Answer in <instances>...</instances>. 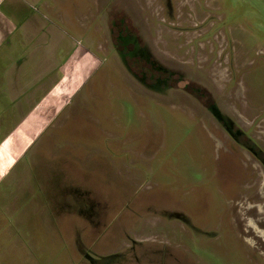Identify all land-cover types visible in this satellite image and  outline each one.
Here are the masks:
<instances>
[{"label": "rangeland", "instance_id": "1", "mask_svg": "<svg viewBox=\"0 0 264 264\" xmlns=\"http://www.w3.org/2000/svg\"><path fill=\"white\" fill-rule=\"evenodd\" d=\"M89 1L45 12L62 34L50 46L76 53L64 97L21 119L0 69V264H264V0H113L176 79L159 90L94 52ZM249 207L246 238L236 218Z\"/></svg>", "mask_w": 264, "mask_h": 264}, {"label": "crops", "instance_id": "2", "mask_svg": "<svg viewBox=\"0 0 264 264\" xmlns=\"http://www.w3.org/2000/svg\"><path fill=\"white\" fill-rule=\"evenodd\" d=\"M61 2L62 0H51V3L46 0H0V69L4 70L3 79L10 76L8 79L16 86V94L12 96L10 103L16 108L21 119L30 116V110L26 112L28 105L38 100L46 103V96H52L55 100L58 96L64 97V86H60L61 79L70 70V66L73 68L72 62L76 53L67 54L64 58L63 50L59 53L57 46H50V34L56 38H62V34L52 22L47 23L45 18V12L52 14L55 6ZM35 6L39 8L36 9ZM39 9H42L43 13ZM18 16L21 17L17 20ZM89 16L90 14L84 16L85 21H89ZM55 17L63 20L60 13L55 12ZM18 46L20 52L15 60V49ZM30 62L33 64V70H27V64ZM70 62L71 65L68 66ZM50 64L55 66L44 72ZM57 72H60V80L53 76ZM48 85L60 87L47 89ZM13 128L4 135L8 137L13 134ZM10 147L9 144L7 148Z\"/></svg>", "mask_w": 264, "mask_h": 264}, {"label": "flooded vegetation", "instance_id": "3", "mask_svg": "<svg viewBox=\"0 0 264 264\" xmlns=\"http://www.w3.org/2000/svg\"><path fill=\"white\" fill-rule=\"evenodd\" d=\"M112 1L113 0H105L104 3H102L101 0H93L91 2L94 5V10L90 12V19L89 24L87 25V29L89 28V33L91 32V34H93L95 38L93 47L94 52L95 50L97 51V53L101 52L99 50L101 49L106 52L105 56H116L117 59H119V62L117 63V60H114V62L116 63H113V65L116 67H119V65H121L123 70L125 72L128 71L130 75L132 74L137 82L157 87V85L155 84H158V82L160 84L161 82H163V80H166L167 86H159L158 84V90L160 88L173 89L177 85L176 79H174L173 77L169 79L168 77L161 76V69L159 68L158 63H156L157 61L155 62L156 58L154 59L153 57H151L150 52L146 48V45L144 46L140 36L134 30H131L129 28V26L127 25V17L125 13L121 9L118 10L115 8L117 6L116 2L118 0L115 1V3H112ZM111 16H114L113 19L111 18ZM97 27H100L103 31L105 42V44H103L104 46H97L96 44L97 38H100L99 35L98 37L96 35ZM94 54L96 55V53ZM97 65L103 67V65H110V63L108 64L104 57V60L102 59L101 62L99 61ZM215 84L218 86L219 82L215 81ZM184 91L194 99V102H192L194 105L197 104L202 107L204 109V112L210 111L214 119L219 122L222 114L219 110L215 109L214 104L210 102L209 99H207V94L203 93L199 88L195 86L191 87L190 85H187ZM188 102H190V100ZM249 151L251 152L250 147ZM252 155L253 157L256 156V154L254 155V153H252ZM75 190L77 192L80 191L78 189ZM254 209L255 207H249L244 211V213L236 218L237 227L243 229L245 228L244 235L246 238L250 237L251 235L258 236L256 232L258 228L257 224L252 221H250L248 225L245 224L249 219L248 217H250L252 215V212L255 211ZM262 209H264V207ZM261 211L263 210H259V215H264V212ZM263 220L264 218L258 224L259 227L262 226ZM251 224L253 228L249 226Z\"/></svg>", "mask_w": 264, "mask_h": 264}, {"label": "bare ground", "instance_id": "4", "mask_svg": "<svg viewBox=\"0 0 264 264\" xmlns=\"http://www.w3.org/2000/svg\"><path fill=\"white\" fill-rule=\"evenodd\" d=\"M252 225V224H251Z\"/></svg>", "mask_w": 264, "mask_h": 264}]
</instances>
